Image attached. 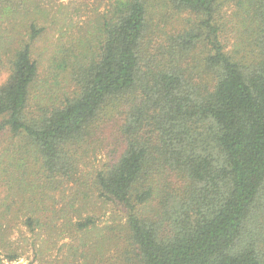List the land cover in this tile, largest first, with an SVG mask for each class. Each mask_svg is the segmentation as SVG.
<instances>
[{
    "label": "trees",
    "instance_id": "trees-1",
    "mask_svg": "<svg viewBox=\"0 0 264 264\" xmlns=\"http://www.w3.org/2000/svg\"><path fill=\"white\" fill-rule=\"evenodd\" d=\"M104 3L42 82L48 9L0 0V264H63L67 232L94 264H264V0ZM92 201L122 208L124 253Z\"/></svg>",
    "mask_w": 264,
    "mask_h": 264
},
{
    "label": "rangeland",
    "instance_id": "rangeland-1",
    "mask_svg": "<svg viewBox=\"0 0 264 264\" xmlns=\"http://www.w3.org/2000/svg\"><path fill=\"white\" fill-rule=\"evenodd\" d=\"M41 3L49 12L48 14L45 13V15H42L43 18L40 21L47 28L35 41L33 46V56L39 64V80L44 82V79L52 81L50 78V72H52V57L56 55V45L61 46V38L63 37L61 35V30L65 32V30H70L71 28L72 30L77 31L78 27H84L90 19L93 18L94 7L98 5L99 8L103 10L105 3L101 4V6L99 5L100 0H41ZM66 16L68 19L64 20ZM66 36L67 35L63 37V40L66 39ZM234 40L235 37L233 32H231L227 36L229 48ZM9 70L10 66L7 65L6 62L0 65V83H3L8 78L10 73ZM68 85L70 84L68 83ZM91 153L93 155L88 158V162H90L88 163L89 165H99L105 158L103 150H98L95 153L93 151ZM66 201H69V199H64L61 205H64ZM87 209L88 210L83 213L84 217L90 213L95 216L97 220V229H99L98 232L100 233L97 237L99 238L103 234L106 245L108 244L111 247L109 251L105 252L112 255H120L121 253H124L126 248H124L123 245H120V243L124 244L127 231L123 227L125 219L122 208L110 203L104 204L102 202H100L97 205V208H95L94 201H92ZM110 226H112V228H119L114 230V234L119 235L120 230H122V233L119 236V243H117L116 239L111 243L112 228ZM49 239L53 242L52 245H50V249L47 251V257L49 259L57 260V258H59L60 262L64 264L65 262H69L68 260L76 258L77 263L79 264H94V256H90L87 252L83 255V252L87 250L88 247L85 249L81 248L75 256H70L73 252L71 244L77 243L79 245V239L75 240L73 237L68 236V232L59 237ZM93 242L94 239L91 243ZM27 251L26 255L22 256L17 261L8 262L6 264H28V256L33 258L34 254L33 251ZM92 252H94V248ZM120 262L123 263V260Z\"/></svg>",
    "mask_w": 264,
    "mask_h": 264
}]
</instances>
